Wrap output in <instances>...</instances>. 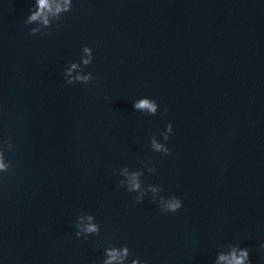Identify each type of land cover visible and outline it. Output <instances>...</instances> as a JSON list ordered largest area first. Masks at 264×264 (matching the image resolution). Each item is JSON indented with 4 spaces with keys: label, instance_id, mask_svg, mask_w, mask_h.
I'll return each mask as SVG.
<instances>
[{
    "label": "water",
    "instance_id": "obj_1",
    "mask_svg": "<svg viewBox=\"0 0 264 264\" xmlns=\"http://www.w3.org/2000/svg\"><path fill=\"white\" fill-rule=\"evenodd\" d=\"M50 3L45 27L25 23L35 0H0V264H103L124 245L125 264H216L236 244L264 264V0H72L59 19ZM72 62L90 83H65ZM123 167L163 192L138 203ZM78 214L99 235L77 238Z\"/></svg>",
    "mask_w": 264,
    "mask_h": 264
},
{
    "label": "clouds",
    "instance_id": "obj_2",
    "mask_svg": "<svg viewBox=\"0 0 264 264\" xmlns=\"http://www.w3.org/2000/svg\"><path fill=\"white\" fill-rule=\"evenodd\" d=\"M36 8L35 11H30V15L27 17L25 23L31 25L35 21L43 20V25L49 27V20L45 15V10L49 12L52 11L50 0H35ZM72 10V0H62V3H57L55 7V15L59 19L61 13H68ZM48 35L47 32L42 31L41 28L33 27L31 28L30 35ZM83 52L88 54V58L84 59L81 57V62L83 65L88 66L92 63L93 60V50L88 46L83 47ZM80 67V63L72 62L71 67H68L64 70L65 83L67 85H72L75 82L88 84L92 81L93 77L91 73L87 75H77L73 76L72 73L74 70ZM134 108L140 112H144L148 115H156L158 112V104L150 98H140L134 102ZM173 133V125L168 123L165 130L161 133L163 140L167 142L170 138V135ZM13 148V145L9 140H4L0 144V173H7L11 168V161H6L5 152L10 151ZM151 149L158 153H163L164 155H170L171 150L167 146V143L161 144L156 140V136L151 137ZM148 172H155V166L147 168ZM121 176H128V186L126 191L128 192H138L139 195L135 196V200L138 203L143 202L144 195L146 191L152 193H162V186H153L148 185L146 189H142V182L140 177L143 175V172H132L129 175L128 168L123 167L122 170H119ZM124 180L119 182V187H124ZM153 202L156 201V198H152ZM159 206L164 212L176 213L183 207V202L179 197L171 196L164 197L160 195L159 197ZM95 217L91 214H78L77 222L75 228L77 229L75 235L77 238L84 235H99L100 226L98 223L93 222ZM87 220V223L84 221ZM264 247V245H261ZM131 255L130 250L127 245L122 247L109 246L105 249V259L103 264H125L128 257ZM131 264H147L146 261H141L138 257L131 260ZM216 264H251L250 253L247 248H241L238 244L232 245L230 250L226 253H221L216 261Z\"/></svg>",
    "mask_w": 264,
    "mask_h": 264
}]
</instances>
